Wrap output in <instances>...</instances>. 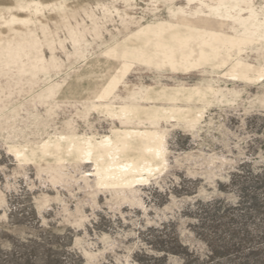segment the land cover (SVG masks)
Instances as JSON below:
<instances>
[{"label": "rangeland", "instance_id": "374dc122", "mask_svg": "<svg viewBox=\"0 0 264 264\" xmlns=\"http://www.w3.org/2000/svg\"><path fill=\"white\" fill-rule=\"evenodd\" d=\"M0 264H264V0H0Z\"/></svg>", "mask_w": 264, "mask_h": 264}]
</instances>
